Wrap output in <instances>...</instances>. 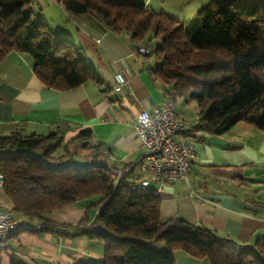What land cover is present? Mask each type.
Segmentation results:
<instances>
[{"label": "trees", "instance_id": "16d2710c", "mask_svg": "<svg viewBox=\"0 0 264 264\" xmlns=\"http://www.w3.org/2000/svg\"><path fill=\"white\" fill-rule=\"evenodd\" d=\"M32 2L0 0V63L10 53L27 54L36 78L58 91L98 82L79 48L26 11ZM56 2L71 16L93 14L137 45L153 32L160 40L153 71L164 93L194 101L200 109L188 133L220 136L240 122L264 131V0H212L188 22L156 14L140 0ZM66 127L0 137L2 189L10 205L4 211L20 224L11 238L42 231L21 226L23 219L43 231L68 227L102 243L100 262L74 264H175L177 251L208 264H264V239L239 249L209 228L163 220L155 192L137 188L141 176L135 167L119 168L124 171L114 186L112 168L96 164L103 145L92 143L87 131L65 142ZM93 199L99 201L89 208L97 214L88 228L85 219L75 226L51 219L77 201Z\"/></svg>", "mask_w": 264, "mask_h": 264}, {"label": "crops", "instance_id": "0c3cea01", "mask_svg": "<svg viewBox=\"0 0 264 264\" xmlns=\"http://www.w3.org/2000/svg\"><path fill=\"white\" fill-rule=\"evenodd\" d=\"M140 1L156 14L188 22L212 0ZM41 3L43 10L59 9L65 21L60 36L80 49L95 70L98 82H87L68 91L50 89L34 75L31 56L10 53L0 63V137L18 130L25 134H48L65 125V142L87 131L92 143L102 144L107 150L103 156L111 162V168L135 167L142 155L135 129L137 115L142 110L152 111L169 99L153 71V55H149L145 43L137 45L127 36L112 32L93 14L71 16L56 0ZM140 47L147 52H139ZM116 73H122L127 80L123 94L113 90ZM184 104L185 108L177 109L174 99L176 116L192 127L200 119V109L187 100ZM185 138L196 144L188 180L163 186L154 181L149 184L160 199L162 219L177 218L203 226L214 231L221 242L239 249L254 248L257 241L264 239V131L240 122L220 136L185 132L176 139ZM90 204L96 203L77 201L51 219L70 226L85 219L88 228L97 214L95 208H89ZM6 205L8 200L0 188V210H5ZM34 230H42L34 233L37 236L47 232L56 235L59 242L62 235L86 236L76 235L68 227L43 231L35 224ZM19 234L12 236V251L1 256L0 264H40V260L48 264H74L77 260L69 255L56 256L52 236L39 241L45 244L44 252H51L53 257L45 259L34 249L27 251L24 245L13 243ZM98 257L102 258L103 252ZM175 264L208 263L177 251Z\"/></svg>", "mask_w": 264, "mask_h": 264}, {"label": "built area", "instance_id": "2783aa9c", "mask_svg": "<svg viewBox=\"0 0 264 264\" xmlns=\"http://www.w3.org/2000/svg\"><path fill=\"white\" fill-rule=\"evenodd\" d=\"M139 52L146 53L147 49L140 47ZM126 84L125 76L116 73L113 84L115 93L123 94ZM135 129L142 148L141 158L135 166L136 172L141 176L136 184L137 188H149L150 181L163 186L188 180L191 162L196 157V144L188 138L180 141L176 139L178 135L190 130L191 126L177 118L172 98L152 111H140ZM107 153V150H102V154ZM123 171L119 168L110 169V172L118 176V182ZM2 187L0 182V188ZM19 227V222L11 213L0 210V261L3 254L12 251L11 235ZM6 233H10V242H6Z\"/></svg>", "mask_w": 264, "mask_h": 264}, {"label": "rangeland", "instance_id": "374dc122", "mask_svg": "<svg viewBox=\"0 0 264 264\" xmlns=\"http://www.w3.org/2000/svg\"><path fill=\"white\" fill-rule=\"evenodd\" d=\"M41 0H33V2L29 5L28 9L26 11H30L33 14V17L37 18V21L40 23L47 24L49 29L56 35H60V31L62 29H65V21L63 19V15H61L59 9L56 8H49L48 10H43L41 8ZM45 4L47 2L45 1ZM70 29V27H69ZM68 29V30H69ZM72 31V29H71ZM145 45L148 48V53L149 55H153L155 48L160 44L159 38L155 37L154 33L151 32L148 34L147 38L144 41ZM189 101L192 106H197L194 101H191L187 98H176V108H185V101ZM76 162V160L74 161ZM97 165H102L106 168H111L112 164L108 160V158L101 156L99 157L98 161L96 162ZM94 203H98V199H93L92 200ZM5 210L9 211L10 205L4 206ZM21 217V216H20ZM21 222L24 227L34 229L33 223H29L21 219ZM38 229V228H37ZM51 233H42L41 236H37V234L34 233H20L19 235L16 236L15 240L13 243L15 245L22 244L25 246V250L29 249H34L38 251L42 256H44L45 259H49L50 257H53V254L51 252H44L43 245L39 241L40 238H46L47 236H52L49 235ZM23 236L22 238H19L20 236ZM54 240V245L56 247V256H62V255H69L77 260L80 261H85V262H100L102 260L101 257H98L102 255L103 252V245L100 241L95 240V239H89L86 236L82 237H74L70 238L66 235H62L61 241L59 242L57 240V236L55 235L52 236ZM45 243V242H44ZM162 244H156V247H160ZM57 257V258H58ZM40 264H48L47 262L40 260Z\"/></svg>", "mask_w": 264, "mask_h": 264}, {"label": "bare ground", "instance_id": "6f19581e", "mask_svg": "<svg viewBox=\"0 0 264 264\" xmlns=\"http://www.w3.org/2000/svg\"><path fill=\"white\" fill-rule=\"evenodd\" d=\"M113 90L115 92V87H113ZM110 177L113 180V185L116 186L118 184V176L116 175V173L110 172ZM0 182L1 184H4V179L1 175H0ZM140 189H149V188H140ZM154 192L155 194H157V191ZM6 242H10V233H6Z\"/></svg>", "mask_w": 264, "mask_h": 264}]
</instances>
